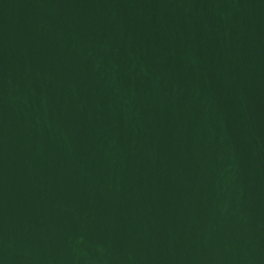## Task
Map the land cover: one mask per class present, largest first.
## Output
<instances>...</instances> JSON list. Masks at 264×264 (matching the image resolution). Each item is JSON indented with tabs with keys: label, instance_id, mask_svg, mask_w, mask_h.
<instances>
[{
	"label": "water",
	"instance_id": "95a60500",
	"mask_svg": "<svg viewBox=\"0 0 264 264\" xmlns=\"http://www.w3.org/2000/svg\"><path fill=\"white\" fill-rule=\"evenodd\" d=\"M0 264H264V0H0Z\"/></svg>",
	"mask_w": 264,
	"mask_h": 264
}]
</instances>
